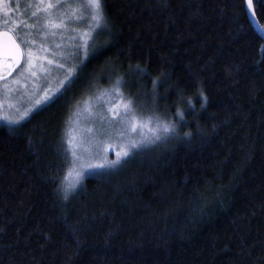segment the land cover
I'll return each instance as SVG.
<instances>
[{"label":"trees","instance_id":"1","mask_svg":"<svg viewBox=\"0 0 264 264\" xmlns=\"http://www.w3.org/2000/svg\"><path fill=\"white\" fill-rule=\"evenodd\" d=\"M104 5L78 73L0 123V264H264V0H252L262 32L246 0ZM112 72L176 132L65 199L67 120Z\"/></svg>","mask_w":264,"mask_h":264},{"label":"rangeland","instance_id":"2","mask_svg":"<svg viewBox=\"0 0 264 264\" xmlns=\"http://www.w3.org/2000/svg\"><path fill=\"white\" fill-rule=\"evenodd\" d=\"M79 2L82 0H71L72 7L75 8ZM33 11H35L33 0H9L3 5L2 15H0V19H4L5 22H20L16 34L22 40L35 41L34 44L22 45L25 50L28 48L32 50L31 67L27 57H24L22 64L11 76L0 80V115L17 120L27 112L19 123L50 100L36 103L46 93L51 99L56 96L78 73L82 61L88 56L85 55L83 41L80 39V33L88 30L90 15L87 11L85 13L87 18L82 23H68L65 28L57 29L54 34L52 30L45 27L47 17L41 13L38 19L32 18ZM67 11V4H62L55 10L57 22L61 19L60 13ZM9 12L11 15H8ZM30 25L35 27L29 30ZM12 26L13 24H8L9 28ZM101 33L94 34L89 50L92 42H96ZM49 60L54 62L49 64ZM8 64L10 63L6 61L0 63V75L9 72L6 67ZM61 64L63 67H59ZM70 71L71 75H69ZM107 75L108 80L104 85H94L87 90L83 98L75 104L67 120L65 141L69 165L63 177L70 168L75 166L82 170L83 181L86 176L115 169L127 157L141 153L156 145L157 142L173 136V134L161 135L159 140H155L154 133L150 129L157 127V119L165 123L170 122L171 120L166 116L169 113H158L157 103H154V100L147 101L144 92L138 86L133 88L131 78H123L114 75L113 72ZM65 77H68V80H65ZM117 88L119 91H114ZM153 93L155 96L154 91ZM129 100L132 101L131 111L125 112L123 105ZM0 123L5 124L3 121ZM134 126L135 130H133ZM150 140L153 142H149ZM133 141L139 142L140 146L131 149L130 154L124 157L123 152ZM73 151L77 157L75 160ZM117 160L119 163H111ZM63 177L62 192H64Z\"/></svg>","mask_w":264,"mask_h":264},{"label":"snow or ice","instance_id":"3","mask_svg":"<svg viewBox=\"0 0 264 264\" xmlns=\"http://www.w3.org/2000/svg\"><path fill=\"white\" fill-rule=\"evenodd\" d=\"M8 2L9 0H0V15H2L3 5ZM33 2L35 4V11L31 13L32 18L38 19L41 13H43L47 17V19L45 20V27L52 30L53 34L57 29L65 28L68 23H82L87 18L85 14L87 11V14L90 15L88 30L80 33V39L83 41L82 47L84 48L85 55L88 54L89 44L90 41L94 38V34L102 32L107 27V17L105 14L104 0H82V2L77 3L75 8L72 7L71 0H33ZM62 4L68 5V11L60 13L61 19L59 20V22H57L55 10L60 8ZM29 6L31 7V5ZM248 7L252 8V0H248ZM8 15H11V13L9 12ZM9 23L13 24L11 28L8 27ZM19 26V21L5 22L4 19H0V51H3L6 56L11 57L12 59V63L6 65L9 70L20 64L21 59L24 57H27L30 67L32 64L33 53L31 48L25 50L22 45L29 43L34 44L35 41H29L27 39L22 40L21 37L16 34ZM34 27L35 25H30L29 30ZM57 47H59V45H57ZM53 62L54 61L52 60L48 61L49 64H52ZM59 67H63V65L61 64L59 65ZM69 75H71V71L69 72ZM65 80H68V77H65ZM117 83H119V81ZM152 83L153 86H155L157 81L153 80ZM114 91L118 92L119 90L117 88L114 89ZM49 99H51V97L46 93L42 97V99L37 100L36 103L40 104L43 101H47ZM188 103L189 105H191V99H189ZM131 105V100L123 105L125 112L131 111ZM26 115L27 112L23 114V116ZM176 115L182 119L184 113L178 109ZM23 116H21L17 120H12L0 115V121H3L6 126L11 128L14 125H18L19 120L23 119ZM133 130H135V126ZM150 131L154 133V139L159 140L161 138V135L174 134L176 132V123L171 121L165 123L157 119V127L155 129H150ZM184 135L187 137L190 136L191 133L185 132ZM149 142L153 141L150 140ZM69 144H71V141H69ZM139 146V142L133 141L130 147L125 150L122 155L124 157H127L130 154L131 149H135ZM73 158L74 160L77 158L74 151ZM111 163L117 164L119 163V160L112 161ZM82 178V170L76 168L75 166L68 170L67 174L63 177V191L65 194V199L71 191H74L77 188V186L81 183Z\"/></svg>","mask_w":264,"mask_h":264},{"label":"water","instance_id":"4","mask_svg":"<svg viewBox=\"0 0 264 264\" xmlns=\"http://www.w3.org/2000/svg\"><path fill=\"white\" fill-rule=\"evenodd\" d=\"M246 4H247V9H248V13H249V16L251 18V21L253 22L254 26L256 27V29L260 32H262V29L260 27V25L258 24L256 18H255V15H254V11H253V7L252 8H249L248 7V0H246ZM0 58H7V59H11V57L9 56H6L3 51H0ZM12 60V59H11ZM22 61H23V58L21 59V63L16 65V67L12 68L11 70H9V72L5 75H0V80H3V79H6L8 78L9 76L12 75V73L22 64Z\"/></svg>","mask_w":264,"mask_h":264},{"label":"flooded vegetation","instance_id":"5","mask_svg":"<svg viewBox=\"0 0 264 264\" xmlns=\"http://www.w3.org/2000/svg\"><path fill=\"white\" fill-rule=\"evenodd\" d=\"M3 61H6L8 63H12V60L11 59H7V58H0V63L3 62Z\"/></svg>","mask_w":264,"mask_h":264}]
</instances>
